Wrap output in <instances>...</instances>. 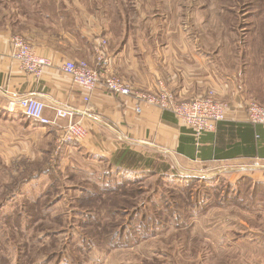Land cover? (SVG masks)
I'll list each match as a JSON object with an SVG mask.
<instances>
[{"label":"crops","instance_id":"1","mask_svg":"<svg viewBox=\"0 0 264 264\" xmlns=\"http://www.w3.org/2000/svg\"><path fill=\"white\" fill-rule=\"evenodd\" d=\"M122 1L127 2L119 0L120 4ZM34 3L27 9L33 13L23 11L16 16L26 22L23 34L38 55L47 57L51 65L40 78L22 70L11 56L13 30L10 26L0 29V156L15 157L14 151L5 153V148L22 141V154L29 157L28 162H40L48 140L57 141L69 122L68 118H57L54 107L60 104L72 108L75 120H82L88 131L81 142L65 143L66 147L81 150L85 158L106 170H115L113 165L130 166L129 154L142 157L146 152H155L169 163L197 165L216 178L226 172L236 180L250 177L254 182L264 181V124L248 121L246 110L250 101L264 104V25H249L250 21L245 20L242 25L225 22L221 27L205 21L195 27L183 22L178 26H158L159 15L130 24L120 12V20L125 23L116 30L111 9L118 6L117 0ZM104 6L105 17L99 13ZM214 8L215 16L224 18V7ZM35 16L39 17V27L35 26ZM99 37L108 39L107 50L118 75L135 89L154 91L158 78L165 77L179 99L213 90L218 99L229 104L226 120L219 122L214 131L198 136L172 112L145 106L137 113L132 96H114L102 86L86 102L82 88L61 65L67 60L92 62ZM2 88L42 99L45 116L55 124L43 125L20 110L9 112ZM29 145L35 150V146L45 145V149L39 154ZM54 159L52 156L48 164ZM242 207L231 202V213L227 206L216 209L221 212L215 221L218 234L204 236L206 242L215 244L216 264H264V200L257 207L248 206L246 211ZM212 230L211 225L209 231Z\"/></svg>","mask_w":264,"mask_h":264},{"label":"rangeland","instance_id":"2","mask_svg":"<svg viewBox=\"0 0 264 264\" xmlns=\"http://www.w3.org/2000/svg\"><path fill=\"white\" fill-rule=\"evenodd\" d=\"M37 1L40 0H0V29L10 26L12 34L27 39L22 30L26 22L16 15L23 11L33 13L27 9ZM231 1L239 2L234 3L237 12L248 6L249 1H253L254 11L264 10V0ZM120 5L121 11L117 5L111 9L116 30L125 23L120 20V12L130 24L155 15L161 16L157 24L154 22L158 26H178L183 22L195 27L205 21L221 27L229 20L225 14L219 18L212 12L214 6L225 7V0H127ZM105 10L106 6L100 8L103 17ZM237 12L239 24L244 21V14ZM36 18L35 26L39 27V17ZM44 20L40 21L47 24ZM20 142L5 148V153L14 151L15 157L0 156V264H216L215 244L204 239L206 234H218L215 221L221 212L216 209L227 206L231 213V202L237 198L236 187L254 185L250 177L236 180V176L224 172L225 176L216 178L214 173L206 174L197 165L169 163L160 153L146 152L142 157L128 155L131 170L121 174L137 178L138 182L126 184L117 192L103 193L100 172L105 166L85 158L81 150L71 151L66 144L65 149H59L53 138L48 140L46 149L45 145L35 146L36 150L29 145L35 153H43L45 149L38 165L47 167L52 175L43 173L27 179L23 174L29 173L26 168L29 157L22 154L25 144ZM52 156L55 166L41 162L50 161ZM91 181H95L98 189ZM84 187L90 189L87 199L80 197ZM245 194L248 196L247 191ZM125 200L130 204L137 202L135 209L123 216L109 213L110 203ZM98 207L106 214L105 228L112 232L125 228L128 232L127 239H121L117 246L107 244L108 233L103 234L98 226L83 221L87 213ZM138 208L137 217L134 210ZM242 209L248 210L246 206ZM79 211L85 212L84 215ZM143 215L149 217V222L146 230L137 233L142 230L140 224L146 222ZM211 225L213 230L209 231ZM87 237L97 238L98 243L90 244L85 241Z\"/></svg>","mask_w":264,"mask_h":264},{"label":"built area","instance_id":"3","mask_svg":"<svg viewBox=\"0 0 264 264\" xmlns=\"http://www.w3.org/2000/svg\"><path fill=\"white\" fill-rule=\"evenodd\" d=\"M12 58L19 63L22 70L35 78H40L51 61L40 56L31 43L19 34L10 37ZM108 40L100 37L94 46V59L67 60L61 65L72 81L82 88L84 100L89 102L93 91L102 86L105 91L114 96H132L135 100V110L141 113L145 106L158 107L172 112L195 135L214 131L217 124L226 120L229 104L216 97L213 90L204 95L187 99H179L170 88L169 79L158 78L157 88L154 91H139L133 84L118 75L111 54L107 50ZM6 108L9 112L20 110L25 116L39 121L43 125L55 124L45 116L46 104L35 95H25L15 89L2 88ZM57 118H70L62 133L57 138L60 149L69 142H81L86 138L88 131L82 120H73L74 110L63 105L54 107ZM248 121L264 124V105L257 101H250L247 105ZM96 119V118H95Z\"/></svg>","mask_w":264,"mask_h":264},{"label":"trees","instance_id":"4","mask_svg":"<svg viewBox=\"0 0 264 264\" xmlns=\"http://www.w3.org/2000/svg\"><path fill=\"white\" fill-rule=\"evenodd\" d=\"M237 1L241 2L242 0H237ZM46 3H50V1L49 0L44 1V4H46ZM234 3H239V2H235V1L233 2L231 0H225V7H224L225 12L224 13L229 18V20L226 21L227 25H228V23H231V22L236 23L239 20L238 19L239 17H236V13H235V12H237L238 6H237V4H234ZM254 10H255V6L253 4V1H249L248 6L242 7L237 12V14L243 13L244 14V21L245 20L250 21L249 25L263 26L264 25V17H262L261 15L264 13V10H261V11H254ZM235 17H236V21H235ZM244 21L240 24L241 25L245 24ZM129 155H131V154H129ZM41 162H45L46 165H49L48 164L49 159L48 160L46 159V160L41 161ZM51 166H55V164L52 163ZM113 166H114L115 170H113V168L111 169V168L107 167V170L105 169L102 172H100L101 173L100 174L101 181L104 182V185L102 186L101 192H103V193L117 192V191H120L121 188H124L126 186V184L138 182L137 178H136V180H133L132 178L130 179L127 175H121L123 172H127L129 169L131 170V168H130L131 166H127V167H122L119 165H113ZM26 168L29 171V173L28 172L24 173L23 176L27 177V179L31 178V176H34V178H32V179L38 178L43 173L50 174V176L52 175L51 173H49V170L47 169V167L42 168V165H38V162H34V163H30V164L27 163ZM52 169H54V168H52ZM114 171H118L119 174L117 172H116L117 174H115ZM32 173L34 175H31ZM245 178H247V177H242L241 179L245 180ZM91 182H92V184L94 183L93 187L98 189V187L95 184V181H91ZM243 183L244 182H242L241 185ZM248 183H252V182H248ZM261 184H264V181L263 182H254V185H250V186H238V187H236L235 191H237V198L235 197V199L232 202L236 203V201H237V203H239L243 207L249 206L252 208V206H254V207L258 206L259 202L264 200V185L261 187ZM85 188L86 187L82 188V195H80V197H83V199L89 198V195H90L89 194L90 189H85ZM245 191L248 192V196H247V194L244 195ZM135 206H137V202L130 204L128 202V200H125L123 202L110 203L108 210H109V213L113 216L122 215V214L126 215V214H129L130 210L135 209ZM201 209H203V207H201ZM134 211L136 212V215L138 217V211H140V209L138 208V210L136 209ZM79 212L81 213V215H84V213H85L83 211H79ZM104 215H106V214H103L102 210H100L98 207L96 210H94L90 213H87V219H85L83 221H84V223H87V225L98 226L99 228H101V233H103V234L108 233L109 234L108 235L109 242L107 244L109 245L111 243L112 246H117V244H119L118 242L121 239H124V240L127 239L128 232H126L125 228L121 229L123 231L116 229V231H113V232H112V230L110 231L109 229L105 228L106 224H105ZM136 215H134V218ZM142 217H144L146 222L140 224V227L142 230H139V232H137V233H140V232H143L144 230H146V226L149 222V217H147V216L145 217V215H143ZM153 230H155V229L152 228V231ZM95 239H97V238H93V237L88 238L87 237V239H85V241H88L90 244L98 243ZM112 241H114V244L112 243Z\"/></svg>","mask_w":264,"mask_h":264}]
</instances>
